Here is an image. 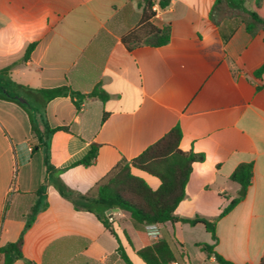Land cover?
I'll return each mask as SVG.
<instances>
[{"label": "crops", "instance_id": "1", "mask_svg": "<svg viewBox=\"0 0 264 264\" xmlns=\"http://www.w3.org/2000/svg\"><path fill=\"white\" fill-rule=\"evenodd\" d=\"M215 1L171 0L163 9L154 1L150 17L144 0H0V70L11 67V82L67 87L83 96L100 88L109 95L105 102L84 97L77 108L70 95L45 103L0 80L21 95L41 136L26 108L0 99V247L17 240L41 191L48 207L24 235L27 262L126 264L121 245L132 264H145L137 252L165 240L176 257L169 264H216L200 245L214 244L202 224L136 227L127 212L119 209L110 218L97 209L119 243L96 214L75 207L94 198L118 164L179 127V149L204 160L193 164L174 215L216 220L218 254L236 264H261L264 72L255 73L264 65V30L250 35L242 13L213 10ZM245 7L256 9L254 0ZM257 11L264 17V1ZM167 26L169 42L150 45L151 30ZM46 125L68 131L48 136ZM92 145L99 146L94 164L76 166ZM240 164L253 165L242 197V187L230 180ZM131 173L152 190L160 186L146 172Z\"/></svg>", "mask_w": 264, "mask_h": 264}, {"label": "trees", "instance_id": "2", "mask_svg": "<svg viewBox=\"0 0 264 264\" xmlns=\"http://www.w3.org/2000/svg\"><path fill=\"white\" fill-rule=\"evenodd\" d=\"M154 1H156L158 6L162 9L168 7L171 2V0H144V8L148 11V16L150 17L154 15L152 12ZM263 1L264 0H254L256 9H247L245 7L246 0H216L213 10L226 8L232 12L242 13L244 16L246 31L250 35H254L256 32L264 30V17H262L257 11V9L261 8ZM170 35L171 32L168 26L162 29H152L151 39L148 42L155 47L162 46L169 42ZM33 48V44L28 46L24 57L25 59H27ZM10 69L11 67L9 66L0 70V80H3L4 78L9 79L10 83L16 90L38 96L45 103L58 97H66L70 95L76 107L79 108V100L84 97H96L103 102L107 101L109 98V95L100 88L87 96L70 92L67 87L32 89L11 82L9 77ZM263 72L264 65L255 73V75L260 77ZM20 98V94L10 93L4 85H0L1 100L13 101L26 108L25 105L21 103ZM27 110L30 114L32 130L40 138L41 136L31 115V110ZM104 120L105 116L103 117V121ZM45 129L46 135L48 136H51L57 131H68L65 127L50 128L48 125L45 126ZM181 137L182 133L180 128L175 127L163 138L149 146L144 152L133 158L130 162H121L113 168L108 180L99 186L94 198L85 199V201L80 204L81 206L76 203L75 207H81L96 214L98 218L102 220V223L116 237L119 243L120 241L117 234L109 227L108 223L101 218L96 211L97 209H100L102 213L113 208H118L121 211L127 212L136 227L163 224L167 222L174 223L178 221L192 226L202 224L206 231L211 234L212 240L214 241L213 245L200 244L207 255L213 257L216 264H236L226 260L214 249L215 244L218 241L216 234V220H206L200 217L183 219L174 215L176 208L185 197V188L192 172L193 164L204 160V157L200 154L181 151L179 149ZM43 145L46 147V142H43ZM98 151L99 146L92 145L85 157L75 165H81L84 167L92 166L98 156ZM132 168L146 172L159 179V188L157 190H152L143 179L136 177L131 173ZM252 176L253 165L240 164L231 174L230 180L237 183L242 188L247 189L251 185ZM42 195L41 191L34 193L36 201L29 209L24 228L17 240L0 247V254L4 257L3 264H13L16 261L25 260L23 254L24 235L34 223L37 214L48 207L46 198H40ZM240 200H242V198L231 201L220 216L222 217L226 215L238 202H240ZM5 211L7 212V205ZM119 251L121 252V259L126 264H132L121 245L119 246ZM137 254L145 264H169L176 261V257L170 245L165 240L154 242L139 250ZM25 262L33 264L26 260ZM261 264H264V259Z\"/></svg>", "mask_w": 264, "mask_h": 264}, {"label": "water", "instance_id": "3", "mask_svg": "<svg viewBox=\"0 0 264 264\" xmlns=\"http://www.w3.org/2000/svg\"><path fill=\"white\" fill-rule=\"evenodd\" d=\"M20 101L21 102H25L24 100H22V99H20ZM245 195V188H242L241 190H240V192H239V196H244ZM119 211V209L118 208H113V209H109L107 212H106V214L111 218L112 217V215H113V213H115V212H118Z\"/></svg>", "mask_w": 264, "mask_h": 264}, {"label": "built area", "instance_id": "4", "mask_svg": "<svg viewBox=\"0 0 264 264\" xmlns=\"http://www.w3.org/2000/svg\"><path fill=\"white\" fill-rule=\"evenodd\" d=\"M152 234L154 235V237H157L158 233L156 231H153Z\"/></svg>", "mask_w": 264, "mask_h": 264}]
</instances>
